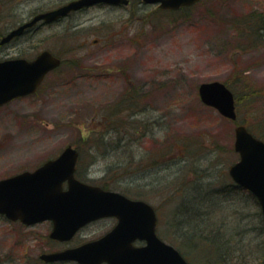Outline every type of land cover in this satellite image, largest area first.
Returning a JSON list of instances; mask_svg holds the SVG:
<instances>
[{"label": "rangeland", "instance_id": "1", "mask_svg": "<svg viewBox=\"0 0 264 264\" xmlns=\"http://www.w3.org/2000/svg\"><path fill=\"white\" fill-rule=\"evenodd\" d=\"M69 1L0 0V41ZM43 50L62 65L34 94L0 107V180L71 145L80 180L152 205L158 236L191 264H219L214 245L224 264H261L260 207L228 169L238 161L236 123L264 140V0H202L175 12L141 0L97 6L37 24L0 45V61H30ZM213 81L234 93L236 123L200 102L199 85ZM195 221L200 242L187 239L199 233ZM111 225L90 224L70 245ZM50 229L0 216V264H43L40 254L63 248L49 240Z\"/></svg>", "mask_w": 264, "mask_h": 264}, {"label": "water", "instance_id": "2", "mask_svg": "<svg viewBox=\"0 0 264 264\" xmlns=\"http://www.w3.org/2000/svg\"><path fill=\"white\" fill-rule=\"evenodd\" d=\"M159 4L161 9H178L198 0H142ZM127 0H73L54 10L35 15L10 31L0 45L21 36L39 21L53 22L95 4L126 5ZM60 60L45 50L31 61L17 58L0 61V106L33 93L44 76L58 67ZM198 95L202 103L223 117L236 119L233 93L225 84L201 83ZM234 150L239 161L229 175L240 187L253 194L264 218V141L253 136L243 125L234 128ZM78 153L67 146L61 154L33 172H23L0 180V214L23 224L50 220L51 239L68 241L83 226L99 218L114 216L116 226L103 237L79 247L40 255L45 262L76 261L79 264H188L173 247L155 235L157 218L153 208L141 200L105 191L75 179ZM63 183L67 184L63 189ZM135 240L144 241L134 246ZM264 264V256L262 260Z\"/></svg>", "mask_w": 264, "mask_h": 264}, {"label": "trees", "instance_id": "3", "mask_svg": "<svg viewBox=\"0 0 264 264\" xmlns=\"http://www.w3.org/2000/svg\"><path fill=\"white\" fill-rule=\"evenodd\" d=\"M236 100V99H235ZM236 104H237V101H236ZM237 112H238V108H237ZM247 127V129L249 130V131H251L252 133H254L248 126H246ZM256 135V134H255ZM257 136V135H256ZM261 138V137H260ZM262 139V138H261ZM180 213H181V211H179ZM191 211L189 210V219L188 220H190V219H193V217H191V213H190ZM196 220H199V219H196ZM191 221V220H190ZM198 221H195V223H193V225H192V229H194L196 232H199V233H196V236L195 235H191L190 237H187V239L189 238V240H190V242H192L191 240H193V239H196V240H201V238H199V234L202 232L201 231V229H200V227H198ZM211 227V226H210ZM263 227H264V225H263ZM203 230V229H202ZM206 230V234H208L207 233V231H208V229H204L203 231H205ZM192 237H194V238H192ZM206 237V239H204V240H206L207 241V239H208V237L207 236H205ZM213 240L214 239H212V246H213ZM215 241V240H214ZM200 242V241H199ZM209 243H210V241H209ZM212 250L215 252V254L217 255V258H218V263L219 264H224L225 263V259H224V254H223V250H222V247H220V246H218V245H214V247L212 248Z\"/></svg>", "mask_w": 264, "mask_h": 264}, {"label": "flooded vegetation", "instance_id": "4", "mask_svg": "<svg viewBox=\"0 0 264 264\" xmlns=\"http://www.w3.org/2000/svg\"><path fill=\"white\" fill-rule=\"evenodd\" d=\"M130 1V4H131V0H129ZM170 11V10H169ZM43 24V23H42ZM43 164V163H42ZM39 167V166H38ZM36 169V168H35ZM75 176L78 178V176H77V171L75 172ZM79 179V178H78ZM105 220H110V221H112V225H111V227L108 229V231H110L114 226H115V224H116V222H117V220L115 219V218H113V217H108V218H103V219H100V220H98V221H95V222H93V223H96V222H99V221H105ZM93 223H91V224H93ZM50 225H51V223H50ZM90 225V224H89ZM108 231H106L104 234H106ZM77 234H79V233H77ZM102 236V235H101ZM100 236V237H101ZM99 238V237H98ZM50 241H52V243H54L55 245H60V246H63V248H61V249H58V250H53V251H51V252H56V251H60V250H64V249H67V248H73V247H77V246H79V245H81L82 243H84V242H81V243H78V244H74V245H70V243H71V241H69V242H59V241H56V240H50ZM72 263V262H71ZM49 264H65V263H63V262H55V263H49ZM73 264H76V263H73Z\"/></svg>", "mask_w": 264, "mask_h": 264}]
</instances>
